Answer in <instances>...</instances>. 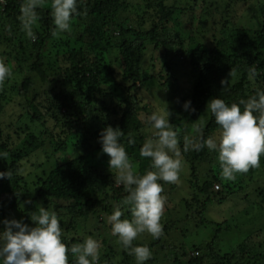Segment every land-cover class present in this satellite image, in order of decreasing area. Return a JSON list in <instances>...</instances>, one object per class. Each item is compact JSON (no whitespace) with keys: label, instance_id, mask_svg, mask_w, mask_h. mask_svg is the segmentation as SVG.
<instances>
[{"label":"trees","instance_id":"16d2710c","mask_svg":"<svg viewBox=\"0 0 264 264\" xmlns=\"http://www.w3.org/2000/svg\"><path fill=\"white\" fill-rule=\"evenodd\" d=\"M132 1L78 0L79 15L73 18L70 36L62 39L51 37L50 31L54 25L50 9L40 7L37 9L40 20L38 26L34 28L37 36L35 41H29L20 31L17 16L21 0H5L0 4V43L10 42L14 52L13 61L17 62L19 68L22 67L20 62L24 63L28 71L20 87L17 86L16 80L13 85L15 93L21 96L23 106L21 118L16 120V123L19 122L16 126L23 137L12 146L9 139H2L0 130V172L7 170L12 173L10 180L0 179V220L11 219L15 214L16 220L22 219L31 226L26 209L28 205H32L35 210L39 205L49 210L60 211L63 216V221L60 223L63 229L62 239L71 246L82 242L83 239H78L77 236L81 232L80 229L90 222L93 216L98 217L103 224L100 214H110L114 204L119 203L127 195L125 188L110 185L109 177L90 163L87 153L67 159L51 168L47 166L45 168V164L34 165L35 171L41 169V173H36L33 177L30 188L29 180H25L19 173L20 165L23 160L45 146V141L41 139L40 128H46L45 125L49 121L54 131H58L56 140L53 141V152L59 153L61 157L67 152L68 140H74L70 144L72 148H81L88 152L93 141L97 142L100 131L111 126L123 131L124 135L120 142L125 146L137 171L142 175L149 168L150 161L139 154L140 147L148 137L143 133L140 119V113H145L147 106L142 105L137 96L127 93L123 102L118 103L122 110L116 124L109 119L105 120L102 112L96 109L97 104H101L100 109L107 113V105L102 101L113 97V94L108 93V89L112 82H116L115 68L111 64L105 66L104 62L114 50L122 66L119 73L122 81L139 82V87L146 85L150 80L156 82L154 78L144 76L141 67L147 47L164 50L163 58L166 62L158 73L157 84L159 89L166 93L167 109L174 119L171 124L179 133L183 164H187L189 170L191 168L190 187L195 186L191 180L197 179L192 171L193 163L209 162L210 155L216 154L206 148L199 152L184 151L185 137L207 138L218 133V125L206 109L207 103L213 98H220L228 104L238 103L241 99H246L256 88L264 89V9L261 11L257 28H240L231 30L227 34H220L215 44L209 46L204 43L206 32L200 31L195 38L192 32L185 36L178 31V14L194 7V4L190 5V3H195L196 0H182L185 1V7H179L180 3L177 4L175 1L169 6L166 0H155L154 8L147 4V9L152 8L155 11V15L146 16L151 19V26L147 30L136 28L138 18L135 16L128 20L119 17L121 14L133 12ZM173 17L174 22H172ZM141 22L144 25L145 19ZM9 27L10 33L7 31ZM114 33H117V36ZM8 36L11 37V41H8ZM186 39H188L187 43H185ZM46 45H52L56 53L53 62H47V65L42 53ZM34 50H38L35 60ZM249 66H255L257 69L255 81L249 79ZM47 69H56L57 74H62L64 79L59 92L48 101V105L43 108L44 112H41L37 103L39 95L31 88L36 85L37 79L40 83L49 84L51 87L59 83L58 79L51 78L47 74ZM182 78L187 80L186 88L179 83ZM221 81H225V84L222 85ZM185 101H191L194 112L182 110ZM3 108L4 104H0V113ZM22 120H27L28 125L21 126ZM36 130H39V133ZM50 136L54 138L52 132ZM129 139H134L135 143L129 144ZM215 166L214 170L211 169L212 176L204 180L200 191L205 194L210 191L206 203L211 202L213 197L218 202H222L229 197H237V194H244L246 200H253L250 197H254L263 210L264 185L253 189L246 181L253 182L257 175H264V156L260 159L259 168H251L247 173L237 174L234 181L222 180L219 163ZM236 181L240 183L238 189ZM219 184L222 190L213 195L211 191L215 185L220 187ZM163 187L162 195L167 201V194L172 192L174 185L163 183ZM193 198L197 201L196 196ZM28 200L31 203H26ZM180 202H182V213L187 219L189 216L185 211L190 209L191 204L184 200ZM200 215L202 213H199ZM122 219H131V216L126 211ZM200 220L202 223L203 219ZM74 221H78L77 226L74 225ZM175 221L174 217L171 219L168 217V212L164 218L162 216L160 222L164 225L163 235H168L170 228L177 229ZM86 234L101 242L100 264H123L126 261L131 263V260H128V253L119 245L115 237H104L96 227ZM163 235L158 239L151 237L149 242H146V239L142 240L144 237L141 236L133 242L146 244L151 249L152 258L147 264H158L160 259H165L162 264H206V260L210 262L208 256L213 264H264L263 253L248 249L240 252L234 249L233 251L238 252L220 254V251L214 250L212 245L206 247L209 254L206 253L205 256L199 252L200 249L198 251V248L192 249L197 252V256H189L184 252L186 249L182 240L170 244L163 241ZM200 247L202 245H199ZM253 247L255 249V245ZM121 257H125L124 262ZM74 260L75 258L69 253V264H74Z\"/></svg>","mask_w":264,"mask_h":264},{"label":"clouds","instance_id":"9594fccd","mask_svg":"<svg viewBox=\"0 0 264 264\" xmlns=\"http://www.w3.org/2000/svg\"><path fill=\"white\" fill-rule=\"evenodd\" d=\"M4 2L0 0V4ZM44 3L45 0H21L17 20L20 31L29 41L37 39L34 31L40 20L37 9ZM77 6L78 0H50L54 25L50 35L53 39L72 32L73 18L79 15ZM7 31L11 32L10 27ZM12 75L11 67L0 59V90ZM248 76L255 81V66H249ZM221 84L224 85L225 81ZM206 109L214 117L218 133L207 138L185 137L184 151L199 152L206 148L215 152L224 181H234L237 174L259 168L264 156V89L256 88L238 103L228 104L220 98H213ZM182 110L195 111L191 108V101H185ZM170 116L166 107L144 118L150 135L140 147L139 154L150 164L142 175L120 142L123 131L107 126L98 134L100 154L108 157V167L115 172L116 184L123 185L127 192L106 215V222L111 235L134 257L136 264H146L152 258V251L146 244L133 242L144 234L154 239L163 235L164 225L160 222L166 205V197L162 195L163 183L178 184L183 169L179 133L169 122ZM128 143L134 144L135 140L129 139ZM11 175L10 171H2L0 179L10 180ZM126 211L131 219H122ZM28 216L32 226L22 219L0 220L3 226L0 230V264H69V253L75 258L74 264H100L102 245L98 239L88 236L69 246L63 242V229L55 211L37 205Z\"/></svg>","mask_w":264,"mask_h":264},{"label":"rangeland","instance_id":"374dc122","mask_svg":"<svg viewBox=\"0 0 264 264\" xmlns=\"http://www.w3.org/2000/svg\"><path fill=\"white\" fill-rule=\"evenodd\" d=\"M174 1L177 4L180 3L179 7H185V1L182 0H166V3L167 5L172 6ZM131 4L133 5V12H127L124 15L121 14L119 17H123L128 20L135 16L138 18V21H136L138 22L136 28L146 30L149 29L151 26V19L146 16L155 15V11L152 8L155 7L156 1L133 0ZM147 4L152 5V8L147 9ZM193 4L194 7L185 11L183 10L180 14H178V31L185 36L192 32L195 38L200 31L206 32L204 35V43L209 46L215 44V40L220 37V34H227L231 30L240 28H257L259 25L261 11L264 9V0H196L195 3H190V5ZM43 7L50 9L51 14L50 0H45V3L41 6V8ZM144 19L145 24L143 25L141 20ZM172 22H174V17ZM114 35L117 36V33H114ZM66 36L69 37L70 33H65L63 38H66ZM8 37V41H11V37ZM186 41H188V39L185 40V43H187ZM115 51L116 50H114V52L110 55L108 54L109 57H107L104 62L105 66L111 64V66L115 68L114 73H116V77H114V79L116 82H112L111 87L108 89V93L110 92L113 94V97L102 101L107 105V113L100 109L101 104H97L96 109L102 112L105 120L109 119L116 124L119 118V113L122 110L118 103L123 102L127 93L135 97L137 96L140 103L147 106V111L145 113H140V119L143 124V133L146 136H149L150 132L146 128L144 118L152 112L163 110L168 106L166 93L162 92V89H159V85L157 84L158 73L166 62L163 58L164 50H155L152 46L147 47L142 58L141 67L144 71V76L154 78L156 82L150 80L151 82L149 81V83L141 87H139V82L125 83L122 81V78L119 76L122 66L120 64L118 54ZM37 53L38 50L33 51L34 60ZM42 53L44 55L46 65L47 62H53V58L56 53L54 48H52V45H46L43 47ZM12 55H14V52L10 42H1L0 59H3L4 62L11 67L13 75L10 79L6 80L3 90H0V104H4L3 111L0 113V130L2 131V139H9L11 145L15 146L23 137V134L16 126L19 123H16V120H20L21 118L20 115L23 112V106L21 96L15 93L13 85L15 84L14 80H16L17 86L20 87L28 71L26 69L27 67H25L22 62H20L22 67L19 68L17 62L13 61L14 57H12ZM180 65H182V63H180ZM117 71L119 72L117 73ZM18 72L21 74L17 75ZM47 74L51 78L58 79L59 83L51 87L49 84L44 85L40 83L37 79L35 83L36 85L31 88V90H35V93L39 95L37 103H39V111L41 112H44L43 108L48 105V101H50L56 93L59 92L63 85L62 80L64 79L62 74H57L56 69H47ZM186 81L187 80L185 78H182L179 83L181 86L186 88ZM128 89H130V91H128ZM171 116L169 117V122L173 123L174 119L171 118ZM176 120L178 119H175V121ZM28 123L29 122L27 120H22L20 125L24 126L25 124L28 125ZM180 124L181 123H178V125ZM45 126L46 128H40L42 134L41 139L45 141V146L42 149L37 150L35 154L30 156L28 159L23 160L20 165L19 173L25 180H29L30 188H32L33 177L36 176V173H41V169L35 171V167H33L34 165L39 164L40 166H44L45 164V168L46 166L51 168L58 163L66 161L67 159H71L85 153L88 154L90 163L109 177L110 185L112 184L114 187L118 188L123 187V185L118 186L116 184L115 172L114 170H109L108 167V157L100 154L99 144L95 142V140L93 141L94 143L92 144L91 149L86 152L81 148H72L70 144L74 140L72 141V139H70L67 141L66 145L67 152L63 155V157H61L58 155L59 153L53 152V141L56 140V133L58 131H54L50 121L47 122ZM36 131L39 133V130ZM50 132L54 134L53 139L50 136ZM210 157L211 160L209 162L206 161L207 163H193L194 169H192V171L197 177V179L191 180V182L195 184L194 187H190L189 184L191 168L189 170L188 167H186L187 164H183V169L180 174V182L178 184H173L174 189L172 192L167 194L168 199L163 213V218L167 212L170 219L173 217L175 218L177 229L174 230L170 228L168 235H163V241L175 244L182 240L184 242L183 245L185 246L184 249H186L184 252H186L189 256H197V252H194L192 250L193 248H198V251L200 249L199 252L205 256L206 253L209 252L208 250L206 251V247L209 245L214 246V250L220 251V254L232 252L234 249H237L240 252L243 249H248L252 252H260L264 254V208L263 210L260 209V206L254 197H250L253 200H246L244 194H237V197H229L227 200H223L222 202H218L215 200L216 198L213 197L211 202L206 203L207 194L210 193V191L207 194L201 193L200 191L203 188L204 180L209 179L212 176L213 171L211 169H215V165L218 164L216 154H212ZM47 158L48 161L46 162ZM246 182L247 185L251 186L253 189L256 187H262L264 185V175H257L253 182ZM235 184L238 189L240 183L236 181ZM244 186L246 185L244 184ZM221 190L222 186L220 185V187L218 186L217 191L219 192ZM217 191L213 188V191L211 192L215 195V192ZM193 196H196L197 201L193 198ZM182 200L190 203L192 207H189L190 209L185 211L186 215L189 216L187 219H185L184 214L182 213V202H180ZM26 209L28 210V214L35 211V208L32 205H28ZM55 212L60 219V223H62V213L60 211ZM172 213L173 216L171 217ZM199 213H202V215L199 216ZM100 215L104 223L102 224L98 217L93 216V218L89 220L90 222H87L86 225L80 229L81 232L78 234L79 236H77L78 239L88 237L86 232H92L95 227L104 234V237L107 236V238H113L110 232V226L106 222L107 214ZM16 216L17 215L14 214L11 219H16ZM200 218L203 219L202 223L200 222ZM224 223L226 224L224 225ZM216 224H221V226H214ZM74 225L77 226L78 221H74ZM0 230H3L2 225H0ZM142 237H144L142 240L146 239V242H149V238H151V236L147 234L142 235ZM244 239L245 242H243ZM258 244L261 246H258ZM199 245H202V247L199 248ZM254 245L255 249L253 247ZM238 251L233 252L235 253ZM180 257L182 259L181 254ZM124 258L125 257H121L123 262ZM207 259H209L210 262L206 260V264H213L210 256H208ZM128 260H131L130 264H136L134 257H130L129 254ZM163 261H165V259H160L158 264H162ZM126 263L128 262L126 261L123 264Z\"/></svg>","mask_w":264,"mask_h":264},{"label":"built area","instance_id":"2783aa9c","mask_svg":"<svg viewBox=\"0 0 264 264\" xmlns=\"http://www.w3.org/2000/svg\"><path fill=\"white\" fill-rule=\"evenodd\" d=\"M214 189L217 191V189H218V186H216V185H215V186H214ZM196 255H197V254H196Z\"/></svg>","mask_w":264,"mask_h":264}]
</instances>
